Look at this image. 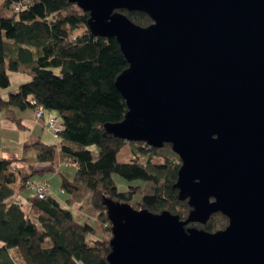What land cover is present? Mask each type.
<instances>
[{
  "label": "water",
  "instance_id": "95a60500",
  "mask_svg": "<svg viewBox=\"0 0 264 264\" xmlns=\"http://www.w3.org/2000/svg\"><path fill=\"white\" fill-rule=\"evenodd\" d=\"M113 38L127 113L104 132L177 155L186 219L107 200L109 264H264V0H66ZM119 10L142 12L140 27ZM227 226L208 233L212 214Z\"/></svg>",
  "mask_w": 264,
  "mask_h": 264
},
{
  "label": "trees",
  "instance_id": "16d2710c",
  "mask_svg": "<svg viewBox=\"0 0 264 264\" xmlns=\"http://www.w3.org/2000/svg\"><path fill=\"white\" fill-rule=\"evenodd\" d=\"M22 1L0 0V89L10 86V72L28 78L7 99L0 97V113L19 126L14 110L33 108L34 101L56 114L61 131L57 145H32L33 158L0 159V264H109L111 230L105 202L186 219L190 209L174 188L180 162L169 145L152 149L144 143L134 144L150 157L165 149L172 155L155 164L116 162L125 142L107 135L103 127L120 123L127 113L114 87L116 77L127 69L120 47L113 38L92 36L86 26L89 15L66 0H31L27 9L15 13ZM118 12L137 26L151 24L142 12ZM90 146L97 148L96 158ZM36 162L76 167L73 179H63L60 187L68 207L90 199L96 211L94 227L74 221L50 195L38 201L28 198L27 213L21 202L7 201L33 183ZM112 174L138 184L119 192ZM190 226L212 233L223 230L227 218L216 213L204 225ZM98 231L101 239L89 246L86 236Z\"/></svg>",
  "mask_w": 264,
  "mask_h": 264
},
{
  "label": "rangeland",
  "instance_id": "374dc122",
  "mask_svg": "<svg viewBox=\"0 0 264 264\" xmlns=\"http://www.w3.org/2000/svg\"><path fill=\"white\" fill-rule=\"evenodd\" d=\"M2 15L6 16L7 14L5 12H2ZM18 86H19V84H15L14 82H12L11 86H9L8 88L0 89V97H2L3 99H7L11 93L17 92ZM48 118H53V119L58 121L56 114L52 111H45L43 124L46 123ZM44 131H46V130H44ZM49 135L46 134L45 136L48 137V142L53 143L52 135L51 136H49ZM0 146H1V142H0ZM3 146H4V148H7L6 141L3 143ZM89 149L92 152V155H94V157L96 158L97 148L95 146H90ZM116 154H117L116 155V162L118 164L128 163V162L132 161L133 159H136L141 164H144L145 162H147V160L150 161V163L155 164V163H160L164 157L172 155L170 152H168L167 149H165V150L158 151V155L150 157L149 153H147V152L146 153L139 152L136 144L126 143V142H125V144L122 145V147L120 148V150ZM68 170L69 169H63L62 170V171H66L68 174L71 173V175H69V176H68V174H66V177L64 176L66 178L65 180H67V181L73 179L72 177H73L76 169L75 170L73 169V172L70 170L68 171ZM47 175H49V174L47 173L44 176H38L37 175L35 177H32V180L34 183L39 182V183H45L46 184V182H47V184H46L48 187L47 190H49V193L47 192L48 195L55 198L63 208H66L67 210H69L71 212V215H72V218L74 221H76L80 224L86 223L87 225L94 227L95 221H96L95 220L96 211H95V209H93V207H91L90 199L88 197H86L81 202V204H75V205L68 207L66 204L67 203L66 199L68 198V196L63 191V189H61V187H60L61 182H62L64 177H62V175H53L51 177H47ZM46 179H48V180H46ZM44 181H46V182H44ZM112 181L114 182V185H115V187H117V190L119 192H124L125 190H127L129 185L138 184L136 181L129 183L116 174H112ZM30 197L33 198V197H35V195L32 191L28 190V188L26 189V191L19 194L18 198L20 199L19 202H21V210L24 213H27V210H28L27 198H30ZM101 237H102V234L100 231H98L96 233L87 235L85 238V242H87V244L89 246H93L95 243L94 241L101 239Z\"/></svg>",
  "mask_w": 264,
  "mask_h": 264
},
{
  "label": "crops",
  "instance_id": "0c3cea01",
  "mask_svg": "<svg viewBox=\"0 0 264 264\" xmlns=\"http://www.w3.org/2000/svg\"><path fill=\"white\" fill-rule=\"evenodd\" d=\"M27 79L28 78L23 74L20 75V74L12 73V72L9 73L10 86L12 82H14L15 84L21 85L22 82L26 81ZM43 114L45 116V111ZM14 116L16 120L18 121L19 126L17 125L16 122L9 121L2 113H0V142H1L0 159L7 158V159L14 160V159L25 158V157L33 158L31 146L35 145V143H40L43 145H57L58 140L56 142L53 136H52L53 143L48 142V137L45 135L46 134L49 135L50 133L46 129V125L43 124V121L37 122L35 120V117L33 115V108H26V109H23V111L15 109ZM43 120H44V117H43ZM49 136H51V134ZM5 141L7 143V148H4L3 146V143ZM32 169L35 172V174L32 177H35L37 175L44 176L47 173L49 174L47 175V177H51L53 175H62V177L64 176L66 177V174L68 173L62 170L69 169L70 171L73 172V169L75 170L76 167H74V165L72 164L65 165L59 162L58 163H53V162L38 163L36 162V163H33ZM69 175H71V173H69L68 176ZM32 177H31V180H32ZM65 177L63 179H66ZM47 192L49 193V190H47ZM47 192H46V195L48 196ZM19 194L20 193L16 194V196L8 199L7 201L8 202L16 201V200L19 201L20 200L18 198ZM11 253L14 254V251L11 250Z\"/></svg>",
  "mask_w": 264,
  "mask_h": 264
},
{
  "label": "built area",
  "instance_id": "2783aa9c",
  "mask_svg": "<svg viewBox=\"0 0 264 264\" xmlns=\"http://www.w3.org/2000/svg\"><path fill=\"white\" fill-rule=\"evenodd\" d=\"M31 3V0H23L21 3H19L16 8L14 9L15 13H18V11L27 9L29 7ZM30 104L33 106V115L35 117V120L37 122L43 121V117H44V111L43 108L40 105L35 104V102H30ZM46 125L47 130L49 131V133L54 137V140L57 142L58 140V134L61 131V126L60 124H58V121L53 119V118H48V120L46 121V123L44 124ZM47 185L45 183H31L28 186V190L32 191L35 195V200H43L45 199L46 192H47Z\"/></svg>",
  "mask_w": 264,
  "mask_h": 264
}]
</instances>
